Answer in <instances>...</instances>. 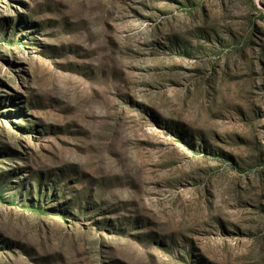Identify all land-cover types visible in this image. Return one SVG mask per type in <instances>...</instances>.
<instances>
[{"label": "rangeland", "instance_id": "rangeland-1", "mask_svg": "<svg viewBox=\"0 0 264 264\" xmlns=\"http://www.w3.org/2000/svg\"><path fill=\"white\" fill-rule=\"evenodd\" d=\"M0 264H264V0H0Z\"/></svg>", "mask_w": 264, "mask_h": 264}]
</instances>
